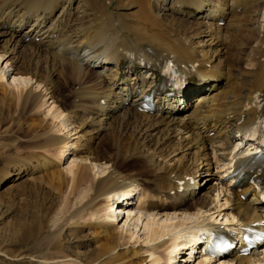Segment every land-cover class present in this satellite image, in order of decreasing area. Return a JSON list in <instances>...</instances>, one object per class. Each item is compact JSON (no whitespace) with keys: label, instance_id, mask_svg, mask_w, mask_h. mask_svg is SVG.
<instances>
[{"label":"bare ground","instance_id":"6f19581e","mask_svg":"<svg viewBox=\"0 0 264 264\" xmlns=\"http://www.w3.org/2000/svg\"><path fill=\"white\" fill-rule=\"evenodd\" d=\"M263 8L264 0H0V57L11 66L8 85L20 77L43 84L39 91L27 82L16 91L4 88L2 101L19 108L8 126L19 128L20 114L30 116L48 94L53 118L67 117L47 127L41 119L32 123L25 150L29 156L20 165L0 168V187L27 175L25 182H44L51 198L56 197L47 212L61 204L68 212L53 229L45 214L40 222H25L23 231L14 225L13 240L28 241L36 253L28 257L47 264H163L182 249L192 255L196 233L208 234L216 226L209 215L223 204H216L221 194L224 204L229 203L223 215L230 229L264 231L258 193L251 185L237 191L222 182L232 171L233 152L242 145L239 135L264 114ZM231 54L243 65L230 69ZM166 62L187 75L188 85L159 98L154 113L139 111V96L159 80V66ZM61 83L67 92L59 101L55 93ZM66 125H73L68 131L74 130L75 137L70 138ZM118 129L133 131L143 146L132 154L151 168L149 178L123 173L116 153L102 162L112 168L102 167L101 176H95L99 158L94 147L103 135L114 143ZM6 130L0 127V134ZM76 146L83 155L72 151L79 161L69 162L65 177L61 156L47 153ZM213 168L219 183L198 194ZM125 190L138 195L139 202L136 195L131 201L114 199ZM69 195L75 197L68 205ZM114 204L134 215L117 226ZM141 213L146 216L141 224L146 245L135 247L139 236L126 222L135 215L138 221ZM85 215L93 220L81 222ZM233 259L237 264L263 261L264 241L248 255L228 254L221 263Z\"/></svg>","mask_w":264,"mask_h":264},{"label":"rangeland","instance_id":"374dc122","mask_svg":"<svg viewBox=\"0 0 264 264\" xmlns=\"http://www.w3.org/2000/svg\"><path fill=\"white\" fill-rule=\"evenodd\" d=\"M237 12H239V11L237 10ZM263 12H264V10H262L261 15L259 17L260 18L259 21H261V22H263V19H264L263 18L264 17ZM229 56L231 57L230 58V65H231L230 69H234V68H236V66L239 67V66L243 65L242 63H239L238 60H236V61L234 60L236 55L231 54ZM4 58H5V56L0 57V65L2 67H4L3 72H4V76H5L4 78L0 79V118L3 120L0 123V127L6 128L7 130L4 133L0 134V168L2 166H5V165H9V166L12 164L13 165L14 164L20 165V163L24 162L23 160L25 159V157L27 155L29 156L28 153H30V152L25 151V150L26 149L28 150L27 135H29V132L32 129H34V127L32 126V123L37 124V122H39V120L41 119V122H42L41 124L43 125V127H47L49 125H52L53 123H54V125L57 123L61 124V122L65 121V119L67 118L65 115H63L62 117L57 118V119L53 118V116L55 114V111H54L55 107H54L53 103L50 104L51 99H48V97H49V94H48L44 98L46 100L45 104L39 105L34 111H32L30 116H27L26 114H23V113L20 114V120H19L20 126H19V128H14L13 126H8V124H9L8 118L11 116H15L17 113H19V108H15V106L11 103L2 101L1 98L5 92L4 88H6V90H8V91H13V90L16 91L17 86L18 87L22 86L21 85L22 83L24 84V82H27L29 86L32 84L34 89L39 91V90H43L42 89L43 84H40L41 85L40 86V85H37V83L34 82V80H31V79H28V81L26 79L22 80V77H20L19 80L17 79L15 84L12 85L13 86V88H12V86L8 85V83L12 80V75H10L11 66H9L10 65L9 63L5 64ZM66 90H67V87L63 86V84L61 83L58 90L55 93V96H56V98H59L58 99L59 101L63 100L60 96L63 94L65 95L67 92ZM68 91L69 92L71 91L70 87H69ZM65 98H67V97L65 96ZM51 107H53V108H51ZM49 108H51V109H49ZM66 123H68V121ZM66 126H67L66 127L67 130L66 129L65 130L68 131L69 128H71L73 125H66ZM11 132H12V135L10 134ZM68 132H70V131H68ZM71 132L73 133L74 130H71ZM71 132H70V134H71L70 138H73L77 135V134H72ZM117 133H118V135H117ZM113 136L115 139L114 143H112L109 138L107 139L106 135H103V137L100 138L99 143L96 144L94 147V153L99 158V161H95L98 164V165L96 164V166L94 168V170L96 172V173H94L95 176L96 177H98L97 175L101 176V173H98V172L102 169V167H104V168L106 167L107 170L112 168L110 163H102V162L104 160H108L107 157L109 154L116 153V154H118L117 155L118 157L116 158V160L119 161V164L121 167L120 170L123 173H144L145 174L144 177L146 178V176L148 175V178H149V176L151 175L150 173L152 172L151 168H149L148 166H145L143 163H140V158L138 157V160H137V158H135V156H134V155H136L135 153L132 154L133 152H135L139 148L143 147L142 145H140L139 141L136 139L134 132L133 131L131 132V130H129V129L128 130L118 129L113 133ZM116 138H117V140H116ZM75 140L76 139H74L73 141H75ZM129 141H131V142H129ZM80 143H82V142H80ZM128 143H129V145H128ZM3 144H6V147L5 146L3 147L2 146ZM76 148H77V146H76ZM76 148L72 147V150H70V151L66 150V152H63V153L61 152V150L59 151L58 149H56V151L55 150L50 151L49 154L47 153V155L50 158H53L57 155L61 156V157L59 156L61 158V160L58 162L60 164L59 168L63 169V175L64 176L66 175L65 167L68 166L69 162L72 161V159H74L76 162L79 161V158H77V157L73 158V155L71 154L72 151L74 150L76 155H79V156L83 155V153L80 152L78 148H77L78 150H76ZM167 148L169 149V146L165 147V149H167ZM36 151H39V150H36ZM41 153H43V152L41 151ZM123 153H124V155H123ZM127 153L130 155H128ZM180 154L181 153H178V154L173 155V156L175 158H177L180 156ZM211 155L212 154H210V156ZM121 156L123 157L122 159H121ZM174 157L172 160H174ZM16 160H18L17 163H16ZM107 164H108V166H107ZM215 171H216L215 169L212 170L213 175L211 178L207 179V182L203 181L201 183V187H200V189H198V194L203 193L204 191H212L213 185H216L219 183L218 182L219 180L217 179L219 174L216 173ZM26 176L27 175L23 176L20 179L18 178L14 182H8V183L2 185V187H0V250L4 249L5 252L7 251L6 254L3 253L4 255H0V257H1L0 261L2 262L1 264H12V261L16 262V264H47V263H43L44 261L41 259H38L37 257H28L29 253H31V254H36V253L32 252L33 248H31V244L28 241L25 242L22 239H19V240H16L17 241L16 242L13 240V235H12L13 229L12 228L15 225V226L20 227V231H23V226H24L25 222H30L34 218L37 219V222H40V220L42 219L41 216L43 214H45L44 219L45 220L48 219L47 220L48 228L53 229V228H55V226L58 223L63 221V219L65 218V215L66 216L68 215V212L66 210L62 211V209H63L61 207L62 204L58 208L57 211L55 210L54 213H53V211H52V213H50L49 211L47 212V210L52 206L50 204L56 200V197L54 199H52L54 194L48 189L49 186L45 185L44 182L36 181V183H35V182L29 181V180L25 182L24 180L28 179V178H26ZM22 181H23V183H22ZM49 191L53 195H51L49 193ZM66 193L68 194V191ZM70 195H72V194H70ZM70 195L68 198L69 201L68 200L66 201L67 203L68 202L70 203V200H71L70 198L72 197ZM51 196H52V198H51ZM136 196H135V199H136V203H137V201L139 202V200L137 199L138 195H136ZM74 197H72V198H74ZM114 199H116V198H114ZM135 199H134V201H135ZM224 202L225 201H224L223 196L221 194L219 201L216 204L217 205H220L222 203L223 204L220 205V207H219L220 209L219 208L215 209L218 211H215L214 213H212L214 211V210H212L210 212L212 214H210V215H209V212H207L208 215L210 216V218L216 219L218 217V216L216 217L218 212L223 214L225 211H227V208H228L227 206L229 205V203L224 204ZM69 203H68V205H69ZM73 203H74V201H72V204H71L72 207H70V209L75 207V205L73 206ZM116 208H121V207H119V205L116 206V204H114V206L112 208V212H115L116 214L119 215L116 222H117V226H120V225H122V223L124 222L126 217L121 216L120 213H118L120 210L116 211ZM123 208H125V207H123ZM63 213H65V214H63ZM136 216L137 215L131 217V219L130 220L128 219L126 222V224H127L126 227L133 229V230L135 229L138 236H139V238H137L138 242L135 243V247L139 246L140 243L146 245L144 242H141L142 241L141 237L143 234L141 224H142V221L144 222L146 220L145 213H143V214L141 213V217L138 221L136 219H134V218H136ZM158 217L156 216V218H158ZM154 218H155V216H154ZM176 219L177 218H175V220ZM88 220L92 221L93 218L88 216V215H85L84 218L80 219L81 222H84V221L87 222ZM21 234H22V232H21ZM161 250H163V248L157 249V252L159 251V253H161V255L163 254L162 256H165L164 252H163L164 250L163 251H161ZM188 251L189 250L185 251L184 249L180 250L177 257H173L172 260L166 261L163 264H195V262L192 260L193 258L188 255ZM11 254L16 255V257H13V255H11ZM145 254H147V253H145ZM149 259H150V256L147 258V260H149ZM259 262L263 263L264 260L259 261ZM258 263H256V264H258Z\"/></svg>","mask_w":264,"mask_h":264}]
</instances>
